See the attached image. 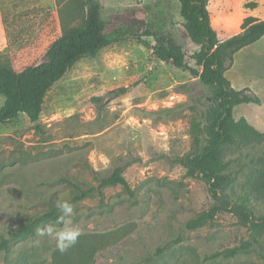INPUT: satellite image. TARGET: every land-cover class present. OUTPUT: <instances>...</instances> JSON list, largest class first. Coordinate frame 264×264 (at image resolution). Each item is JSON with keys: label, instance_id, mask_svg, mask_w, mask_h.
Wrapping results in <instances>:
<instances>
[{"label": "rangeland", "instance_id": "374dc122", "mask_svg": "<svg viewBox=\"0 0 264 264\" xmlns=\"http://www.w3.org/2000/svg\"><path fill=\"white\" fill-rule=\"evenodd\" d=\"M73 1L0 0V65L20 71L43 62L63 22H78L69 12ZM101 2L109 30L144 21L171 34L195 66L191 55L198 46L184 27L179 0ZM208 8L221 40L241 32L247 16L264 18V0H210ZM154 44L151 36L113 41L52 86L39 126L24 113L0 122V239H11L9 251L0 249V264H82L85 252V264H264L258 248L209 258L249 236L231 213L199 228L187 226L214 203L208 182L188 176L180 162L195 150L192 120L202 118L211 91L190 72L160 60ZM232 67L226 72L232 85L250 88L264 101V40L246 47ZM122 86L129 87L125 94L94 100ZM4 100L0 95V109ZM205 142L203 134L201 146ZM260 156L264 144L229 153L236 194L246 189ZM123 164L133 194L116 185L105 188L102 199L94 194L72 201L76 190L68 180L96 186ZM62 197L74 206L65 220L83 233L73 247L61 253L37 231L12 240L20 226ZM252 205L264 213V199L254 198ZM262 242L264 247V236Z\"/></svg>", "mask_w": 264, "mask_h": 264}, {"label": "trees", "instance_id": "16d2710c", "mask_svg": "<svg viewBox=\"0 0 264 264\" xmlns=\"http://www.w3.org/2000/svg\"><path fill=\"white\" fill-rule=\"evenodd\" d=\"M179 1L184 27L191 41L198 46L191 55L195 66L186 59L183 46L171 34L159 32L141 20H133L109 30L102 15L101 0H74L69 12L78 17V22H63L62 34L49 45L43 62L20 71L0 65V95L5 99L0 109V122L11 121L24 113L39 126L47 93L79 60L96 56L102 48L125 37L141 39L151 36L155 40L153 49L160 60L190 72L211 91V103L202 111V118L196 116L192 120L195 150L185 154L180 162L186 167L188 176L201 177L208 182L214 203L209 210L189 220L187 226L199 228L220 213H231L248 229L249 236L239 245L216 251L209 258L234 257L253 248L263 252L264 213L255 212L252 200L264 199V156L257 159L258 167L240 194L234 191L237 176L232 170L233 159L229 157L230 152L264 144V132L245 117L237 120L233 114L236 105L251 102L261 104V99L250 88L236 89L226 72L233 66L238 51L264 36V18L247 16L241 32L221 40L212 24L208 8L210 0ZM128 90L129 87L122 86L94 100L106 97L110 101ZM203 134L206 142L201 146ZM124 169V164L116 166L111 173L100 176L96 186L83 187L68 180L76 190L72 201H81L94 194L102 199L105 188L116 185L123 186L133 194L123 175ZM60 217L61 213L53 205L20 226L13 233L12 240H26L34 236L38 228L57 223ZM10 241L2 236L0 249L9 251ZM85 256L89 257L88 253L81 256L82 264L88 263Z\"/></svg>", "mask_w": 264, "mask_h": 264}, {"label": "clouds", "instance_id": "9594fccd", "mask_svg": "<svg viewBox=\"0 0 264 264\" xmlns=\"http://www.w3.org/2000/svg\"><path fill=\"white\" fill-rule=\"evenodd\" d=\"M55 206L58 212L62 214L57 223L63 224V226L57 227L49 224L43 228H38L36 234L39 237H49L54 240L57 250L64 253L78 242L83 233L79 227L65 220L66 217H71L74 212V206L70 199L59 198Z\"/></svg>", "mask_w": 264, "mask_h": 264}, {"label": "crops", "instance_id": "0c3cea01", "mask_svg": "<svg viewBox=\"0 0 264 264\" xmlns=\"http://www.w3.org/2000/svg\"><path fill=\"white\" fill-rule=\"evenodd\" d=\"M210 9V8H209ZM264 40V37L253 43L254 45L260 43ZM248 47V46H246ZM244 47L235 54V62L232 68L235 67L237 63V57L246 49ZM247 87V86H246ZM245 88V87H243ZM242 86L238 89H243ZM237 89V88H236ZM262 100V99H261ZM235 119L239 120L242 117H245L249 122L255 126L258 130L264 131V101L262 100L261 104L254 102L251 103H240L234 107L233 111Z\"/></svg>", "mask_w": 264, "mask_h": 264}]
</instances>
